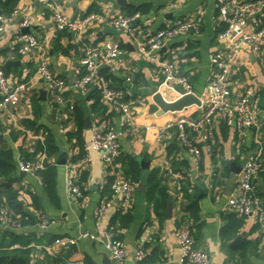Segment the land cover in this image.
<instances>
[{
  "label": "crops",
  "instance_id": "obj_1",
  "mask_svg": "<svg viewBox=\"0 0 264 264\" xmlns=\"http://www.w3.org/2000/svg\"><path fill=\"white\" fill-rule=\"evenodd\" d=\"M221 1L57 0L58 9L73 19H83L90 13L112 19L138 12L140 18L134 28L139 37L150 36L179 17L200 24L198 34L176 37L151 60L123 30L94 22L78 37L55 29L49 11L39 0H0V13L8 15L17 10L28 15L29 30L25 33L35 35L39 41L34 51L26 55L18 53L16 36L24 29L19 25L20 18L0 32V67L11 84L21 81L26 84L17 107L0 109V160L4 162L5 172L0 176V213L9 209L22 216L24 224L21 230L6 229L0 224L1 257L26 258L27 264L65 261L114 264L100 241L82 236L84 232L102 231L124 242L126 258L122 264H134V253L139 248L146 251L147 262L180 264L175 230L187 224L197 246L209 254L210 264H264V223L226 210L229 197L236 191L237 170L255 146V132L245 130L243 140L237 143L233 127L216 119L217 149L212 154L203 152L198 170L179 145L173 128L166 129L160 140H156L157 127H164L181 115L195 117L202 111L201 106L191 105L180 112H161L153 101L155 86L167 101L186 94L179 84L165 81L162 63L173 62L179 73L188 76L192 93L203 99L212 76L209 52L216 49L226 55L230 53L224 47L226 44L217 39L226 26L218 11ZM254 21L247 31L264 25V6ZM105 40L119 41L124 47V55L111 61L102 72L112 86L124 90L133 122L141 127L134 134L119 126L118 115L103 106L97 89L91 88L81 95L70 88L83 41ZM41 58L47 60L52 72L68 86L60 105L53 107L48 103L46 85L37 74ZM231 81L234 91L250 87L255 92L253 104L260 121L257 135L264 141V55L244 45L237 53ZM97 101L103 107L101 111ZM106 122L115 124L119 132L117 161L106 169L95 156L90 166L77 174L82 195L73 203L68 198L65 180L73 174L74 163L82 158L83 145ZM151 125L155 127L147 131L142 128ZM47 142L56 146L55 153H47ZM42 154L46 158L45 167L47 164L54 167L52 193L40 175L39 180L17 169L20 159L32 160ZM59 158H64L66 163L57 164ZM190 174L195 178L194 183L186 178ZM115 176L133 185L131 205L122 209L116 197L104 217L97 221L94 210L111 198L108 185ZM162 187L168 193L165 203L159 192ZM199 191L205 196L197 199ZM254 191L264 203V152L260 172L254 179ZM186 194L192 197L187 199ZM169 202L173 207L171 216L167 217ZM37 212L55 223L40 229L36 224ZM239 236L241 240L232 247ZM61 238L75 242L68 245L55 242Z\"/></svg>",
  "mask_w": 264,
  "mask_h": 264
},
{
  "label": "built area",
  "instance_id": "obj_2",
  "mask_svg": "<svg viewBox=\"0 0 264 264\" xmlns=\"http://www.w3.org/2000/svg\"><path fill=\"white\" fill-rule=\"evenodd\" d=\"M49 13L55 29L67 31L81 37L84 30L96 22L106 27H113L125 31L133 39L136 47L145 52L151 60L155 53L161 51L169 42L178 36L198 34L200 24L188 17H179L168 27L155 31L150 36L139 37L135 32L134 25L140 18L138 12L119 18L108 19L96 13H90L83 19H73L58 9L57 0H39ZM264 6L262 0H222L219 5V14L226 24L224 30L217 36L219 42L225 43L229 48V54L219 50H211L208 54L209 66L212 76L208 82L205 97L201 99L199 115H181L175 120L169 121L164 127H157L160 140L162 133L173 128L181 148L191 157L195 169L199 164L203 152L212 154L217 149V140L214 129L216 119H221L227 126L233 127L236 142L243 140L245 130L255 132V146L241 165L236 178V191L227 202L226 210L239 217H254L258 223H264V203L254 191V179L261 169L262 155L264 152V141L257 135L260 129V121L254 109V91L250 87L234 91L232 89L231 71L237 59V53L247 45L252 52L264 55V25L252 27L255 18ZM18 16V17H17ZM20 18V27L29 26V17L26 13L13 11L10 14L0 13V32L7 25ZM18 53L26 55L34 51L39 44L37 37L31 33H19L16 36ZM124 47L116 40L103 42L83 41L78 66L73 74V82L70 88L77 90L81 95H86L91 88L100 92V100L103 106L110 112L118 115V124L126 129L129 134L137 133L141 127L134 124L130 110L131 105L125 99L122 88L112 86L109 79L102 70L113 60H118L124 55ZM164 79L168 84H179L184 93H192V85L188 76L179 73L173 62L162 63ZM37 74L46 85L48 103L57 106L64 101V92L68 88L64 79L56 76L49 67L47 60L41 58L37 67ZM127 81L130 78L127 77ZM26 91L25 82L21 81L11 84L0 67V109L14 108L20 103ZM155 125L144 126L145 131ZM119 132L115 124L108 122L103 124L100 131L94 133L91 139L82 147V158L74 163V172L65 180L69 200L77 203L82 195L77 174L87 169L96 156L103 166L112 168L119 156ZM45 155L27 160L20 159L17 169L39 178V172L45 168ZM187 180L195 182L193 175H187ZM112 192L111 198L102 201L96 206L94 216L97 221L101 220L107 210L112 206L113 199L118 197L122 209L130 207L133 197V185L126 179L115 176L109 182ZM54 220L43 213H36L37 226L45 230L54 224ZM0 224L6 229L21 230L24 227L23 218L13 214L9 209H2L0 213ZM83 237L100 241L110 259L114 264H122L126 258L124 242L114 236L107 235L102 231L96 234L84 232ZM175 237L179 244L178 262L180 264H210L209 254L196 244L192 229L187 224L180 225L175 230ZM61 245L74 244L75 240L70 238L56 239ZM134 264H161L158 262H147V253L143 248L135 251ZM59 264H72L69 261Z\"/></svg>",
  "mask_w": 264,
  "mask_h": 264
},
{
  "label": "water",
  "instance_id": "obj_3",
  "mask_svg": "<svg viewBox=\"0 0 264 264\" xmlns=\"http://www.w3.org/2000/svg\"><path fill=\"white\" fill-rule=\"evenodd\" d=\"M29 30V28H24L23 29V33L27 32ZM7 66V64H6ZM152 94H153V101L155 102V104L159 107V109L161 110V112H180L182 111L184 108L189 107L191 105H197V106H201V99L193 94V93H186L184 95H182L180 98L174 100V101H167L165 100L162 95L157 92V87L155 86L152 89ZM85 121L88 123V118L85 119ZM66 163L65 159H58L57 164L59 165H64ZM240 168H238L237 173L239 172ZM204 195H202V193H198V195H196L197 199L202 198ZM169 201H171V198H169ZM172 202H169L167 205V209L165 212V216L170 217L171 216V212H172ZM241 240V236L237 237V239L233 242V245L238 244V242Z\"/></svg>",
  "mask_w": 264,
  "mask_h": 264
},
{
  "label": "trees",
  "instance_id": "obj_4",
  "mask_svg": "<svg viewBox=\"0 0 264 264\" xmlns=\"http://www.w3.org/2000/svg\"><path fill=\"white\" fill-rule=\"evenodd\" d=\"M99 98H100V95H99ZM97 103H98V101H97ZM97 108H98L99 111H101L103 109V107L101 106L100 103H98ZM79 126H80V124H79ZM75 135L76 134H73L72 136H75ZM46 146H47V153L49 155L53 154V153H55L57 151L56 146L53 143H51V142H47ZM3 166H4V162H2L0 160V176H2L5 173V172L2 171V167ZM13 168H14V166H12L11 170ZM39 175L42 177V182H43V184H45L46 189L49 192L52 193V178L54 176V167H52V166L47 164L46 167L39 172ZM159 192H160V196H161V198L163 200V203H165L167 198H168V193H167L166 188L162 187L159 190ZM185 197L187 199H189V198L192 197V195L186 194ZM232 218H234V217H232ZM0 264H27V260H26V258H22V257H19V258L15 257L14 259L13 258L11 259L8 256H3V257L0 256Z\"/></svg>",
  "mask_w": 264,
  "mask_h": 264
}]
</instances>
